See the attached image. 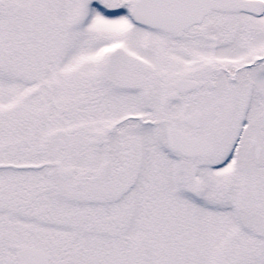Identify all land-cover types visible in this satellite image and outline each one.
<instances>
[{
  "label": "snow or ice",
  "instance_id": "1",
  "mask_svg": "<svg viewBox=\"0 0 264 264\" xmlns=\"http://www.w3.org/2000/svg\"><path fill=\"white\" fill-rule=\"evenodd\" d=\"M0 264H264V0H0Z\"/></svg>",
  "mask_w": 264,
  "mask_h": 264
}]
</instances>
